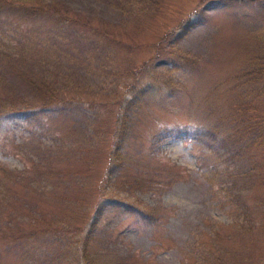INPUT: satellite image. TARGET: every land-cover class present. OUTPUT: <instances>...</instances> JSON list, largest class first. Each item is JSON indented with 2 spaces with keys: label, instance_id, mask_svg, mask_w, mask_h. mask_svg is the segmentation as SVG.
<instances>
[{
  "label": "rangeland",
  "instance_id": "374dc122",
  "mask_svg": "<svg viewBox=\"0 0 264 264\" xmlns=\"http://www.w3.org/2000/svg\"><path fill=\"white\" fill-rule=\"evenodd\" d=\"M28 76L57 102L0 118V264H264V0H0V104Z\"/></svg>",
  "mask_w": 264,
  "mask_h": 264
},
{
  "label": "trees",
  "instance_id": "16d2710c",
  "mask_svg": "<svg viewBox=\"0 0 264 264\" xmlns=\"http://www.w3.org/2000/svg\"><path fill=\"white\" fill-rule=\"evenodd\" d=\"M49 15H50L49 16L50 18L56 17V14L54 15V14L49 13ZM59 24L63 25L62 23H59ZM34 82L35 81L30 79V77L27 79V84H29L31 87L33 85L36 91L37 90L40 91L39 93L43 97L42 98L43 100L38 102L37 106L31 107V105L28 104V102L26 103L25 101H21L18 99L17 101H13L9 99V97H6V100L1 101V104H0V118H10V120L20 119L21 121L27 124H34L36 122H39V115L40 113H42V109L48 108L50 105L53 106V104L57 102V100L55 99V96L52 94L54 89L51 88V86L49 85L43 86L39 82H37V84H35ZM135 98H138V94H136L133 99ZM38 107H42V109H37ZM255 121L252 120V123L250 122L245 126L242 125L243 135H246L248 131H253L255 133L254 129L256 130V134H258L259 131L261 130V134L257 135L256 139L255 138L248 139L247 147L249 149L254 145L255 146L259 145L260 138L264 134V118H261L259 120L255 119ZM244 127H245V130H244ZM257 127H259L260 130ZM211 135H212L211 133L207 134L206 138L208 139ZM238 136H239V132H235L230 137L231 138L230 141H229L230 138L228 140L225 139L226 142L224 140H220V142L218 140L216 141V139L213 137V143L219 144L217 147H215V150L218 152H221V154H224L225 159L229 162L231 161L237 162L241 159L243 155L241 150L237 148V145L239 143L237 141L239 138ZM242 176L243 175L236 176V177L241 178ZM106 204H110L111 208H113V205L120 206L121 208H123L122 210L132 211L133 213L139 214L141 215L145 223L148 225L153 224V223L155 224L158 222L159 213L157 211L152 210L151 208L143 210L142 207H140L139 205H133L129 202L127 203L124 201L121 202L119 199L110 200L109 198H106L105 200H103L101 204H99V206H97L96 212L101 213L103 207L106 206ZM85 244H87L86 240L84 241V245ZM86 247L87 245H85V249L81 251V256H83L84 259L90 260L91 264H97V261L95 260L96 258L92 257L89 251L87 252Z\"/></svg>",
  "mask_w": 264,
  "mask_h": 264
},
{
  "label": "bare ground",
  "instance_id": "6f19581e",
  "mask_svg": "<svg viewBox=\"0 0 264 264\" xmlns=\"http://www.w3.org/2000/svg\"><path fill=\"white\" fill-rule=\"evenodd\" d=\"M28 86V85H27ZM31 88V87H30ZM31 89H33V88H31ZM200 191V190H199Z\"/></svg>",
  "mask_w": 264,
  "mask_h": 264
}]
</instances>
